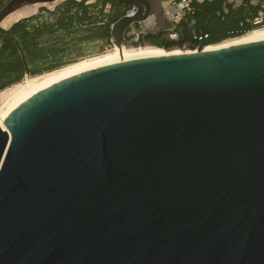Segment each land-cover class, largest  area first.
<instances>
[{
  "label": "water",
  "instance_id": "1",
  "mask_svg": "<svg viewBox=\"0 0 264 264\" xmlns=\"http://www.w3.org/2000/svg\"><path fill=\"white\" fill-rule=\"evenodd\" d=\"M112 1L121 52L153 10ZM3 125L0 264H264V37L79 70Z\"/></svg>",
  "mask_w": 264,
  "mask_h": 264
},
{
  "label": "trees",
  "instance_id": "2",
  "mask_svg": "<svg viewBox=\"0 0 264 264\" xmlns=\"http://www.w3.org/2000/svg\"><path fill=\"white\" fill-rule=\"evenodd\" d=\"M5 1L0 0V6ZM89 1L64 0L52 10L42 7L37 14L0 29V91L18 83L27 73L33 76L58 68L63 64L62 58L71 63L111 48L110 29L130 8L112 0L88 4ZM107 6L111 11L106 10ZM192 8L193 16L174 27L176 39H170L167 31L158 30L131 46L148 45L163 50L188 46L203 50L264 28V20L254 25L260 13L264 17V0L255 5L251 0H240L239 4L235 0H212L194 2Z\"/></svg>",
  "mask_w": 264,
  "mask_h": 264
},
{
  "label": "bare ground",
  "instance_id": "3",
  "mask_svg": "<svg viewBox=\"0 0 264 264\" xmlns=\"http://www.w3.org/2000/svg\"><path fill=\"white\" fill-rule=\"evenodd\" d=\"M11 15H13V14H11ZM10 16H8V17H10ZM4 21L1 23L3 26H5L6 23H8V26L10 25L9 21H6V22H4ZM263 37H264V28H261V29H258V30L250 32L247 36H243L241 38L235 39V40H233L231 42H228V43H225V44H220V45L213 46L214 48H211V46L206 47L204 49V51L205 52L216 51V50L228 48V47H231V46H237V45H241V44H245V43H250V42H253V41H255L257 39H260V38H263ZM122 47H123V45H122ZM157 53L158 54H164V55H178V54H181L179 52L165 53V52H163L161 50H158V49L140 51L138 53H127L126 51H124L123 48H122L121 52H119V50L117 48H115L114 51H112V52H110V53H108V54H106L104 56H100V57H97V58H93V59L84 61V62H82L80 64H77V65L62 69L60 71L54 72L52 74L46 75V76L41 77V78H36V79L29 80L27 82V84L24 83L26 85L23 84L25 87L23 86V87L20 88L21 89L20 93L15 95L14 97L10 98L11 99L10 102L6 103V108H5V110H3V112L0 115V127L2 129H5L4 125H3V122L5 121L7 116L10 114V112L18 104H20L25 98H27L29 95H31L35 91L39 90L40 88L46 86L47 84H49V83H51V82H53V81H55L57 79H60V78H62L64 76H67V75L72 74L74 72H77L79 70H82V69H85V68H88V67H91V66H95V65H98V64H101V63L109 62V61H112V60L126 58V57H132V56H138V55H145V54H157ZM182 54H184V53H182ZM14 89H16V88H14ZM4 95H6V93Z\"/></svg>",
  "mask_w": 264,
  "mask_h": 264
},
{
  "label": "rangeland",
  "instance_id": "4",
  "mask_svg": "<svg viewBox=\"0 0 264 264\" xmlns=\"http://www.w3.org/2000/svg\"><path fill=\"white\" fill-rule=\"evenodd\" d=\"M228 3H232V2H228ZM53 6L52 5H44V6H41V5H34V6H28V7H24L23 9L17 11L16 13H12L13 15H11L10 17H8L4 22L6 21H9L10 22V25L22 18H25V17H29V16H32V15H35L38 13L39 9L44 7L46 9H48V7H51ZM264 20V18H263ZM10 25L8 26V23L5 24V26H3L1 24V27L4 28V29H8L10 27ZM255 31V30H253ZM252 32V31H251ZM250 32L244 34V36H247ZM243 37V36H242ZM241 38V37H239ZM238 39V38H236ZM235 39H230V40H227V41H224L222 42L221 44H225V43H228V42H231ZM131 42H125L123 43V49L124 51H126L127 53H138L140 51H147V50H155V49H158V50H161L165 53H175V52H179V53H193L195 52L197 49H191L189 48L188 46H185L181 49H178V48H172L170 50H163V49H159V48H154V47H150L148 45H144L142 47H137V48H133L131 46ZM220 45V44H218ZM216 46V45H214ZM211 48H214L213 46H211ZM115 49V48H114ZM114 49H106L105 51H103L102 53L94 56V57H86V58H82V59H78L77 61L75 62H66L67 59H63L62 58V65L59 66L58 68H55L53 70H50L48 72H43L39 75H33V76H30V75H25L18 83L16 84H13V85H10L9 87L3 89L2 91H0V115L1 113L3 112V110H5L6 108V103L7 102H10V98L14 97L15 95L19 94L20 93V88L23 87L24 85L27 84V82L29 80H32V79H36V78H41V77H44L46 75H49V74H52L54 72H57V71H60L62 69H65V68H68V67H71V66H74V65H77V64H80L84 61H87V60H90V59H93V58H97V57H100V56H104L112 51H114ZM205 49V48H204ZM60 62V63H61ZM26 83V84H24ZM24 84V85H23ZM20 86V87H19ZM25 87V86H24ZM16 88V89H14ZM6 93V95H4ZM8 93V94H7ZM9 96V97H8ZM7 98V99H6Z\"/></svg>",
  "mask_w": 264,
  "mask_h": 264
},
{
  "label": "built area",
  "instance_id": "5",
  "mask_svg": "<svg viewBox=\"0 0 264 264\" xmlns=\"http://www.w3.org/2000/svg\"><path fill=\"white\" fill-rule=\"evenodd\" d=\"M203 1H212V0H170L169 4L162 8L161 10L162 17L169 25V28L164 29V31H167L169 33L170 39L174 40L177 37L176 34L173 32L174 27L178 25L184 19L193 16L194 10L192 8V3L194 2L200 3ZM225 1L232 2L233 0H225ZM251 3L255 5L258 2L257 0H251ZM135 13H136L135 8H130L125 13L124 16L130 18L134 16ZM263 18H264L263 14L260 13L258 15V18L255 19L254 25H258L262 23ZM156 31L155 30L152 31V27L147 25V21L139 23V24H133L126 31L124 41L131 42V43H137L142 36L148 33H154ZM206 38L207 37H204V39ZM198 41H202V38H198ZM111 49H114L113 43L111 45L110 50Z\"/></svg>",
  "mask_w": 264,
  "mask_h": 264
},
{
  "label": "crops",
  "instance_id": "6",
  "mask_svg": "<svg viewBox=\"0 0 264 264\" xmlns=\"http://www.w3.org/2000/svg\"><path fill=\"white\" fill-rule=\"evenodd\" d=\"M149 2H151V5H152L153 15L147 20V25L152 27V31L153 30L156 31V30H160V29H168L169 25L163 19L162 14H161V10H162L163 7H165V6H167L169 4L170 0H149ZM257 2H258V0H257ZM60 3L53 4V6L48 7V9L52 10L55 5L60 4ZM92 3H94V0H90L88 2V4H92ZM235 3L239 4L240 0H235ZM106 10L107 11H111V7L107 6ZM115 10H117V8ZM0 28L4 29L1 26H0Z\"/></svg>",
  "mask_w": 264,
  "mask_h": 264
}]
</instances>
